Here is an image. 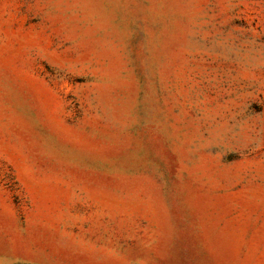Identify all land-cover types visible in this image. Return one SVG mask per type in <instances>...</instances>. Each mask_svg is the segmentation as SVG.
Segmentation results:
<instances>
[{"label":"rangeland","instance_id":"obj_1","mask_svg":"<svg viewBox=\"0 0 264 264\" xmlns=\"http://www.w3.org/2000/svg\"><path fill=\"white\" fill-rule=\"evenodd\" d=\"M0 264H264V0H0Z\"/></svg>","mask_w":264,"mask_h":264}]
</instances>
